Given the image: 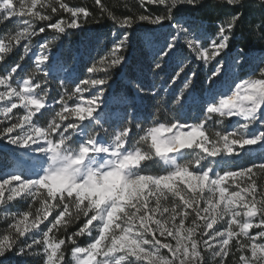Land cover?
<instances>
[{"label":"snow or ice","instance_id":"1","mask_svg":"<svg viewBox=\"0 0 264 264\" xmlns=\"http://www.w3.org/2000/svg\"><path fill=\"white\" fill-rule=\"evenodd\" d=\"M137 3L118 15L94 0L95 18L69 0H0L13 25L0 32V143L23 150L0 173V264H264V57L231 55L250 11L264 41V0ZM102 18L104 50L78 73L56 41Z\"/></svg>","mask_w":264,"mask_h":264},{"label":"trees","instance_id":"2","mask_svg":"<svg viewBox=\"0 0 264 264\" xmlns=\"http://www.w3.org/2000/svg\"><path fill=\"white\" fill-rule=\"evenodd\" d=\"M102 2L114 10L118 15L120 14H127V9L124 8V5L127 4L128 7L134 11L140 10L139 9L137 0H102ZM75 4L79 6H87L90 11L93 12V15L95 18H100V12L99 8L94 4V0H75ZM150 10H154L152 6H149ZM226 8H217L214 10V12L210 13L207 21L210 24L215 23L216 20L221 19L225 16L227 13ZM199 15V14H198ZM260 22V13L258 11H250L248 17L246 18L244 25L239 31H241L244 35V39H240L238 37L237 41L234 44V47L232 51L238 52L240 49H244V51L247 53V55H250L249 58L252 57L254 53H264V41H259L255 37H249L248 31L249 28H252L253 31H255V26ZM12 24L6 25V26H0V32L4 30V27H7L9 29L12 28ZM152 27V26H148ZM111 28V22L106 20V19H101V23L97 24L95 23L94 19H90L88 23H86L83 27V30H75V32H71L69 37L71 38L72 42L75 45L78 44H88L91 43V38H94L98 35H107L109 33V29ZM143 33H138V36H142ZM256 36L259 35V32H255ZM90 38V39H89ZM67 39V38H65ZM104 49H97L94 48L92 50V56H96L98 52H102ZM255 55V54H254ZM207 69L199 70V76L195 80V86L197 88L196 94L198 98L201 97V91L206 90L209 87V84L206 82V73ZM114 78H115V87L114 89L116 91H120L124 87V80L123 77L119 73H113ZM164 75L162 74L161 79H164ZM159 83V81H157ZM53 87H57V85H53ZM62 91L63 89H59ZM52 95H55V92H52ZM151 111H154V109H149ZM129 113L130 119L132 118L131 114V108L127 109ZM185 114L188 115V118L191 120L193 119V115L190 109V106H188L187 109L184 110ZM145 111L143 108H140L138 110V115H139V122L143 124L144 127H147L148 123H144V116H145ZM166 116H170L169 113H164ZM153 170H155V166H153ZM3 225L0 224V227ZM229 264H232V261H229Z\"/></svg>","mask_w":264,"mask_h":264},{"label":"rangeland","instance_id":"3","mask_svg":"<svg viewBox=\"0 0 264 264\" xmlns=\"http://www.w3.org/2000/svg\"><path fill=\"white\" fill-rule=\"evenodd\" d=\"M70 4L76 5L75 0H69ZM71 32L64 36L61 37L60 40L56 41V44L59 45V49L57 50L54 47V51H56V54L58 56H61L63 59L68 61V67H71L73 64H75V69L76 72H81L83 69V65L88 62L89 56H92V50L94 49V38H91V43L88 44H78L75 45L69 35ZM143 35V34H142ZM103 36V35H101ZM67 38V39H65ZM90 39V38H89ZM101 49V48H97ZM79 53L81 59L80 60H74L71 59L70 57H75ZM236 51H232L231 55H236ZM255 54V55H254ZM251 58H249L252 62H257L259 61L260 58L264 57V53H254ZM250 55H248L249 57ZM246 71H250V68H246ZM116 83V82H115ZM115 87V85H114ZM196 99L189 105L191 112H192V117L193 119H189L188 115L183 113L181 116V119L184 121H187V123H195L197 120V117L200 116V109H199V99L197 94H195ZM110 109L112 110L113 113V118H115V115L122 114L123 108L121 105L117 103V100L115 97L112 98L111 103L109 105ZM186 107L185 109H187ZM131 114H132V109H131ZM130 119V117H129ZM107 127V125H105ZM220 126L217 125L215 127V130H219ZM251 158L255 159L257 162H260L259 156L261 153V149L258 146H251L249 149ZM23 154V150L21 149H14V146H7L3 143H0V173L9 171V170H15V168L19 165H21V161H18L17 157L21 156ZM241 161H238L240 163ZM32 162L28 159V157H24V162L22 164L23 168L25 170L29 169L31 167ZM264 182V181H262ZM166 251V250H165Z\"/></svg>","mask_w":264,"mask_h":264}]
</instances>
